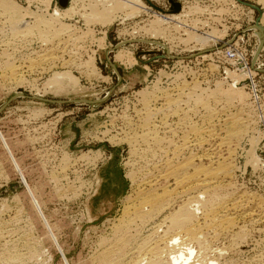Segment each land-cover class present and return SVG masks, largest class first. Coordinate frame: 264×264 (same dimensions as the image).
<instances>
[{
    "label": "rangeland",
    "instance_id": "374dc122",
    "mask_svg": "<svg viewBox=\"0 0 264 264\" xmlns=\"http://www.w3.org/2000/svg\"><path fill=\"white\" fill-rule=\"evenodd\" d=\"M44 1L13 0L16 8L25 14L29 27L35 28L25 32L29 34L27 38L25 33L12 29L15 27L10 24L9 11L0 6V131L27 178L23 179L14 167L0 137V215L4 221H9L10 217L17 215L20 206L24 207L26 211L16 216L11 228L22 225L28 230L27 226H30V233L41 243L37 244L40 256L24 258L26 261L17 259L14 264H67L56 242L69 264H94L93 258L105 242L101 238H111L126 198L134 192L135 185L130 175L136 169V172L141 171L142 158L131 154L133 145L130 137L142 133L136 127L139 119L136 110L143 108L142 90L151 94L172 92L176 95L177 87L190 81V87L197 83V94L201 91L207 94L203 89H215L217 82L227 88L233 83L231 74L239 73L244 66L254 71L241 78L238 86H245L251 108L244 107L252 109L251 121L254 120L255 130L261 133L251 132L239 142L234 159L238 165L234 181L239 189L241 187L264 198V164L255 168L246 163V154L251 148L249 137L253 134L260 135L256 152L264 161V40L259 42L256 35L264 9L258 0H235V3L233 0H143L150 7L148 12H133L129 7L113 8L111 18L106 22L93 17V9L98 12L106 10L99 1L98 5L95 0H74L73 12L67 14L71 15L69 19H55L53 15L56 6L61 7V0H51L49 6ZM182 6L185 11L180 21L186 25L185 29L171 24L166 29L167 33L152 36L142 28L156 15L169 16L180 12ZM40 19H49L51 26ZM61 22L71 24L69 27L82 36L78 40L66 41L60 48L51 27L56 24L55 28L59 27ZM193 28H196L193 30L195 34L202 37L212 34L216 36L215 40L211 39L204 45L194 40L187 41V29ZM257 34L262 35L261 32ZM104 36V41H99L98 38ZM134 36L140 40H133ZM143 36L160 43L149 42L151 39L141 40ZM121 46L132 52L134 60L115 61V51ZM258 52L259 58L256 59ZM30 57L32 60H28ZM91 57L99 68L98 74L87 70L90 67L87 68L86 61ZM30 60L34 62V67L29 68L31 71L27 69ZM65 61L71 64L70 68L65 67ZM22 63L27 66L22 67ZM8 66H21L19 70L24 72L20 71L24 74L23 80L15 81L11 71H6ZM68 69L79 78L76 88L48 86L47 80L53 71ZM187 96L183 97L184 100ZM188 101L190 104L181 101L180 108L196 105L193 100ZM230 108V111H235L234 107ZM238 108L243 107L240 105ZM194 112L190 114L194 115ZM203 112L201 109L196 115H190V121L202 124ZM110 137L117 142L110 141ZM91 150L105 153L94 161L93 157L83 155ZM26 182L43 204V212L52 228L46 226L36 211ZM259 210L263 220L264 211ZM262 220L255 226L246 221L249 232L242 247L231 249L224 258L228 262L224 263L223 259L221 264H250L264 254ZM50 233L56 236V242ZM224 239L217 241L214 247L227 246L229 240ZM14 242L13 247L15 244L18 248L21 246L18 239Z\"/></svg>",
    "mask_w": 264,
    "mask_h": 264
},
{
    "label": "bare ground",
    "instance_id": "6f19581e",
    "mask_svg": "<svg viewBox=\"0 0 264 264\" xmlns=\"http://www.w3.org/2000/svg\"><path fill=\"white\" fill-rule=\"evenodd\" d=\"M95 1V3L99 1L100 4L104 6V9L107 10L98 12L93 9V12H95V15H93V17L95 16V20L103 22H106L111 18L113 8L120 9L129 7L132 11L134 10L133 12H148L150 9L143 0ZM233 1L234 3L236 2L235 0ZM0 2V6L10 13V24H13L15 27L12 28L13 30L15 29V31L25 33L34 28L29 27V21L25 20V14L22 13L19 8H16L17 6L13 0H0ZM49 2H51V0L44 1L48 6L50 5ZM62 3L61 0V7L56 6L54 9L53 15L55 19H63L64 17H68L69 19V16L71 15L67 16V14L73 12L72 8L74 6L73 3H75L74 0H68L65 5ZM258 3L262 5V9H264V0H258ZM106 6L108 8H105ZM184 6L181 7L180 12L178 11L169 16H161V14L156 15L155 19L142 26V28L146 33L152 34V36H155L156 34L157 36H161V34L167 33L168 31L166 32V29H168L171 24L185 29L184 26L186 25L184 22L180 21L181 16H184ZM54 17H52L51 20H53ZM48 20L45 21L44 19H40L41 22L50 25L52 21ZM70 25L69 23H62L59 27H51V29H53L54 37H56L53 38L55 39L57 46L60 47L61 45L66 44V41L77 38L79 39V37L82 36L78 35V31L75 32L74 28H70ZM194 29L196 30V28L190 30L187 29V34L189 36L188 39L186 38L187 41L194 40L196 42H201L204 45L209 40L216 37L212 34L202 37L195 34L193 31ZM263 29L264 13L261 17L260 24L258 25V31H256V35L259 37V42L261 39L264 40ZM260 32L262 35L258 36L257 33L260 34ZM133 35H135V33ZM27 36H29V34H26V38ZM86 36H88V34ZM135 36L132 38L133 40H140L138 39L139 37ZM163 36H166V34ZM151 38L152 37L146 38L143 36L141 37V40ZM47 39L48 38H46V40ZM98 39H100L99 41H104L105 36ZM148 41L160 43V41L152 39ZM131 53L132 52H130L126 46H121L115 51V61H122V63L124 60L132 61L133 56ZM258 58L259 52L256 59ZM29 59H31V57L28 58V60ZM31 60L28 66L26 63H22L25 65H22V67L27 66V69L34 67V62L31 63ZM34 60L35 59L33 58V61ZM94 62V57H91L89 61H86V64H88L87 68L90 67L87 70L98 74L100 71H98L99 68H97ZM9 63L10 62H8V65H10ZM63 64L66 65L65 67L67 68H70L71 66V64L66 61L63 62ZM10 67L9 69L4 70L7 72L10 70L12 73L11 76H13L15 81L17 80L18 82L21 79L23 80L22 76L24 74H20L23 70H19L21 66H15V68ZM244 67L242 70L240 69L239 73L231 74L233 83L228 84L227 88H225V84L223 85L222 83L217 82L215 89H203L207 94L202 93L203 91H201L200 94H197V83L196 85L194 84L193 87H190L188 84L190 81L188 83L183 82L186 84L179 85L177 87L178 94L176 95L172 92L160 93L159 95L153 92V94H151L148 90L141 91L140 94L142 95L141 99L143 100V108L136 110L139 118H137L138 123L136 122V127L140 128L142 133L137 132L141 134H138L140 136H137L136 134L138 138L134 136V134H132L134 137H132L133 139L130 137V144L133 145L131 148V154L140 155L142 158V161L140 162L142 164L140 166L141 171L136 172V169L135 172H132V175L129 174L132 176L131 178L135 185L134 192L126 198L123 212L118 219L119 222L117 225H113L114 228L112 235L110 236L111 238L104 239V236L101 238V240L105 241L103 246V242H101L102 247L99 244L101 249L98 248L99 251L95 254L94 258L91 256L94 264H221L227 253L232 251L231 249H234L235 247L239 249L242 247L244 239L247 238V228H249L246 227V221H250V224H252L251 226H255L256 223L258 224V222L262 220V217L260 218L259 216V208L264 211V198H261L256 194L254 195L252 192H247V190H242L241 187L239 189L234 181V174L238 167L234 159L236 158L237 148L240 145L239 142L251 132L259 133V130H255L256 128L253 125L254 122L252 123L254 120L251 121L252 114L250 112H252V109L246 110L244 107L247 106V108H249L250 106L249 95L244 90L245 86H238L241 78L247 77V75L254 72L248 70L249 68L245 69ZM2 74L4 75L3 72ZM95 74L93 75L95 76ZM7 75L10 76L9 74H6V76ZM47 84L49 87L68 86L70 88H76L79 85V78L69 69L64 71H53L47 80ZM47 84H45V86ZM188 90L189 92H186ZM186 96L187 98L184 100L185 98L183 97ZM188 100H193V103L196 105H190L188 109L184 108V106L180 108V102L187 101L189 103ZM158 103L160 104L159 106ZM240 105H242L243 108H238ZM230 107H234L235 111H230ZM201 109L205 112H203L204 115L201 116L203 121L201 122L202 124L191 122L190 118L192 117H190V113L195 111L194 115H196L195 113H199ZM173 117H176V120H173ZM133 129L135 133V128ZM0 137L12 158L14 167L23 179H27L1 131ZM249 138L251 148L249 149L248 154H246V163H251L253 167L256 168L260 164H264V161L256 152V143L259 142L260 135L258 137V135L253 134V136L251 135ZM110 139L113 143L117 142L114 137H110ZM196 149H198L197 152L194 151ZM89 153H92L93 156ZM104 153V151L97 150L95 152H86L83 155L87 158L93 157L92 160L95 161L102 157ZM88 154L89 156H87ZM68 163L70 164V162ZM68 167H70V165ZM26 187L36 211L41 216L46 226H49L50 222L48 223L45 213L43 212V204L40 202L28 182H26ZM4 206L6 207V205ZM23 208L24 207L20 206V208L17 209V215L26 211H24ZM17 215L12 216V218L10 217L9 221H4L0 215V264H14L17 259L23 260L24 258L30 257L31 259H35V256L38 255L37 244L39 240L37 242V238L30 233V226H27L28 230L22 225L23 230L20 225L16 229L11 228V223L13 224L14 219H17ZM223 238L229 240L228 245H224L225 247H214L216 242ZM17 239L21 241V246H19V248L17 244H15L14 247L12 246ZM53 239L55 242L57 241L56 236ZM56 243L65 262L69 264L64 251L58 245V242ZM40 247L41 246L38 248ZM12 260H14V262ZM223 262L226 263L228 260L226 259ZM262 262H264V254H261L258 259L253 261V263L250 262V264H264Z\"/></svg>",
    "mask_w": 264,
    "mask_h": 264
},
{
    "label": "water",
    "instance_id": "95a60500",
    "mask_svg": "<svg viewBox=\"0 0 264 264\" xmlns=\"http://www.w3.org/2000/svg\"><path fill=\"white\" fill-rule=\"evenodd\" d=\"M67 1H68V0H62V2H63L62 4L65 5V4L67 3Z\"/></svg>",
    "mask_w": 264,
    "mask_h": 264
},
{
    "label": "built area",
    "instance_id": "2783aa9c",
    "mask_svg": "<svg viewBox=\"0 0 264 264\" xmlns=\"http://www.w3.org/2000/svg\"><path fill=\"white\" fill-rule=\"evenodd\" d=\"M234 51V53L236 52L235 50H233Z\"/></svg>",
    "mask_w": 264,
    "mask_h": 264
}]
</instances>
